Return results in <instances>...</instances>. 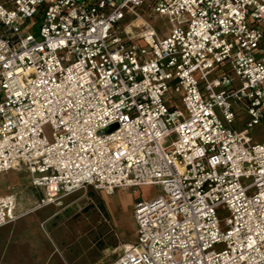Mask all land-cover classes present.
Wrapping results in <instances>:
<instances>
[{
	"label": "built area",
	"instance_id": "obj_1",
	"mask_svg": "<svg viewBox=\"0 0 264 264\" xmlns=\"http://www.w3.org/2000/svg\"><path fill=\"white\" fill-rule=\"evenodd\" d=\"M261 122L264 0H0V175L24 167L38 208L161 188L106 264H264ZM16 207L0 191V227Z\"/></svg>",
	"mask_w": 264,
	"mask_h": 264
},
{
	"label": "rangeland",
	"instance_id": "obj_2",
	"mask_svg": "<svg viewBox=\"0 0 264 264\" xmlns=\"http://www.w3.org/2000/svg\"><path fill=\"white\" fill-rule=\"evenodd\" d=\"M154 22L161 29H164V24L166 25V19L162 17H156ZM26 26L30 27L31 32L38 37L40 23L35 18ZM174 104L184 112L180 99H177ZM245 118L246 116L238 111L235 126L242 125ZM249 136L253 141H263L264 122L251 128ZM23 175L30 180L28 172H24ZM5 178L0 176V185H5ZM160 191L161 188L158 185L117 188L109 195L100 193V198H96L89 188L75 191L76 196L74 195L68 207L72 206L74 212L77 210L79 214L68 221L66 213H61L47 225L50 233V239L45 240L48 258L37 264L108 263L123 244H131L136 240V225L133 218L135 202L139 198H151ZM55 209L54 205H48L31 215L30 219L49 215ZM218 215L223 226V220L228 216V212L219 209ZM52 250H54L53 253H51Z\"/></svg>",
	"mask_w": 264,
	"mask_h": 264
},
{
	"label": "crops",
	"instance_id": "obj_3",
	"mask_svg": "<svg viewBox=\"0 0 264 264\" xmlns=\"http://www.w3.org/2000/svg\"><path fill=\"white\" fill-rule=\"evenodd\" d=\"M24 172L27 170L18 165L10 172L0 175L6 177V183L0 185V191L16 195L17 207L15 211L18 215L15 222L0 227V264H37L46 261L48 252L45 240L50 239L47 225L61 213H66L68 221L79 214L77 210L74 212L72 206L68 207L72 203L73 197L76 196L75 192L65 196L61 205L49 204L56 208L49 215L30 219L31 215L48 205L36 207L42 196V191L30 185L29 178L23 175ZM90 191L96 198H100V193H103L92 189ZM53 252L54 250L51 251V253Z\"/></svg>",
	"mask_w": 264,
	"mask_h": 264
},
{
	"label": "bare ground",
	"instance_id": "obj_4",
	"mask_svg": "<svg viewBox=\"0 0 264 264\" xmlns=\"http://www.w3.org/2000/svg\"><path fill=\"white\" fill-rule=\"evenodd\" d=\"M125 245H126V246H128V245H129V243H126Z\"/></svg>",
	"mask_w": 264,
	"mask_h": 264
}]
</instances>
